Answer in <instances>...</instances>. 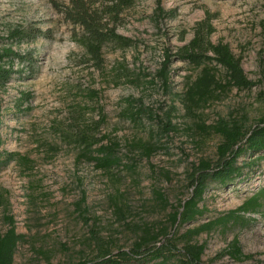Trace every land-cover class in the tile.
<instances>
[{"label": "rangeland", "instance_id": "374dc122", "mask_svg": "<svg viewBox=\"0 0 264 264\" xmlns=\"http://www.w3.org/2000/svg\"><path fill=\"white\" fill-rule=\"evenodd\" d=\"M70 1L0 0V52L11 47L24 57L0 86V235L12 226L23 235L13 264H79L101 249L131 251L146 225L168 224L192 195V164L217 159L221 136L209 127L225 118L249 128L264 114V0H132L116 28L134 44L106 46L99 67L76 38L81 28L56 7ZM204 20L210 39L228 43L256 85L218 88L189 112L182 95L200 68L173 60L167 87L158 71ZM34 29L44 34H14ZM132 111L135 121L124 114ZM79 126L117 143L121 163L106 170L81 156L63 134ZM136 141L157 148L146 156ZM246 171L234 184L209 185L198 223L228 215L264 187L263 159ZM240 214L244 221L197 237L206 264H264V202ZM235 239L240 258L223 252Z\"/></svg>", "mask_w": 264, "mask_h": 264}, {"label": "trees", "instance_id": "16d2710c", "mask_svg": "<svg viewBox=\"0 0 264 264\" xmlns=\"http://www.w3.org/2000/svg\"><path fill=\"white\" fill-rule=\"evenodd\" d=\"M131 5L132 0H71L68 4H57L56 7L67 21L81 28V33L77 34L76 38L84 47L89 59L99 67L103 63L106 46L124 49L134 44L131 38L122 35L116 28L121 13ZM213 31L210 22H200L194 29L193 38L187 44L179 47L174 53L167 51L158 71V77L167 87L171 80L170 66L173 60L187 61L200 68L194 78L188 76L186 90L182 95L189 112L207 101L218 88L248 89L256 85L246 75L240 57L233 53L229 44L223 41L213 42L210 39ZM14 34H19L18 36L29 41L42 36L44 32L34 29L15 31ZM17 58L24 59L11 47H5L0 52V86H4L15 73L13 64ZM124 114L133 121L139 117V113L133 111ZM166 125H169L170 129L174 128L171 121ZM201 127L208 128L204 124ZM209 128L221 136L217 159H201L192 164L189 179L193 193L169 213L168 224L146 225L131 251L120 250L114 254L111 249H101L95 258L79 264H206L202 259L206 244L199 243L197 237L202 233L211 232L218 225H226L230 220L244 221L245 217L240 212H254L262 207L264 187L228 215L198 223L206 212L201 203L211 183L221 186L234 184L236 180L246 176V168L250 169L259 160H264V114L249 128H246L241 119L225 118H219ZM63 134L66 138H73L80 147V155L94 161L97 167L107 170L121 163L122 159L117 155L119 145L103 144V138L96 137L92 128L79 126L75 131L65 130ZM136 142L146 156H151L152 151L157 148L154 143ZM243 155H248L249 159L239 163V158ZM158 197L167 202L162 193H158ZM117 208L121 210V207ZM185 225L188 227L181 231ZM22 236L16 232L14 226L0 235V264L14 263L16 248ZM237 242L235 239L230 248L223 252L240 258L242 251Z\"/></svg>", "mask_w": 264, "mask_h": 264}]
</instances>
